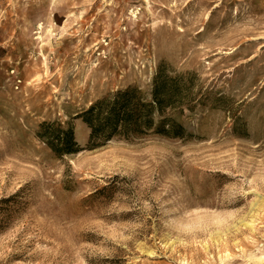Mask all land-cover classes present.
I'll return each instance as SVG.
<instances>
[{
  "label": "rangeland",
  "instance_id": "1",
  "mask_svg": "<svg viewBox=\"0 0 264 264\" xmlns=\"http://www.w3.org/2000/svg\"><path fill=\"white\" fill-rule=\"evenodd\" d=\"M161 60L233 110L176 113L185 141L65 161L36 137L72 121L84 147L73 117L148 89ZM13 194L0 264H264V0H0V199Z\"/></svg>",
  "mask_w": 264,
  "mask_h": 264
},
{
  "label": "trees",
  "instance_id": "2",
  "mask_svg": "<svg viewBox=\"0 0 264 264\" xmlns=\"http://www.w3.org/2000/svg\"><path fill=\"white\" fill-rule=\"evenodd\" d=\"M232 103L224 95L206 87L197 71L182 70L161 60L148 89L130 84L108 92L73 117L81 119L90 130L84 147L76 139L72 121L64 124L43 121L36 137L61 161L75 157L83 150H100L115 140L162 138L185 141L192 135L176 119V113L194 111L200 106L232 111ZM233 116L240 119L236 109ZM16 195L1 198L0 204L8 203Z\"/></svg>",
  "mask_w": 264,
  "mask_h": 264
},
{
  "label": "bare ground",
  "instance_id": "3",
  "mask_svg": "<svg viewBox=\"0 0 264 264\" xmlns=\"http://www.w3.org/2000/svg\"><path fill=\"white\" fill-rule=\"evenodd\" d=\"M149 7V6H148ZM147 8V7H146ZM42 38V37H41ZM79 135V134H78Z\"/></svg>",
  "mask_w": 264,
  "mask_h": 264
}]
</instances>
